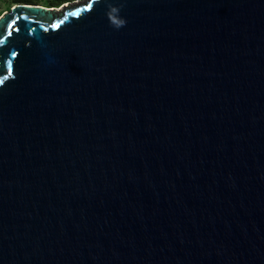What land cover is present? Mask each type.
<instances>
[{"label": "water", "instance_id": "obj_1", "mask_svg": "<svg viewBox=\"0 0 264 264\" xmlns=\"http://www.w3.org/2000/svg\"><path fill=\"white\" fill-rule=\"evenodd\" d=\"M0 41V264H264V0L15 4Z\"/></svg>", "mask_w": 264, "mask_h": 264}, {"label": "clouds", "instance_id": "obj_2", "mask_svg": "<svg viewBox=\"0 0 264 264\" xmlns=\"http://www.w3.org/2000/svg\"><path fill=\"white\" fill-rule=\"evenodd\" d=\"M109 15V25L114 30H119L124 27L126 24V20L120 15V9L117 7H112ZM42 47H46V45L42 44ZM54 62V61H52Z\"/></svg>", "mask_w": 264, "mask_h": 264}, {"label": "trees", "instance_id": "obj_3", "mask_svg": "<svg viewBox=\"0 0 264 264\" xmlns=\"http://www.w3.org/2000/svg\"><path fill=\"white\" fill-rule=\"evenodd\" d=\"M47 1L49 3L48 8H51V7L58 8L62 4L66 3L68 0H47ZM9 3H10V5L4 11L9 10L15 4H33V5L42 6L38 3H34V0H9ZM3 12L0 13V16L2 15Z\"/></svg>", "mask_w": 264, "mask_h": 264}, {"label": "rangeland", "instance_id": "obj_4", "mask_svg": "<svg viewBox=\"0 0 264 264\" xmlns=\"http://www.w3.org/2000/svg\"><path fill=\"white\" fill-rule=\"evenodd\" d=\"M82 1H85V0H68L66 3L62 4L61 6L66 5V4L79 3ZM34 3H38V4L42 5L43 7H47V8L49 5L47 0H34ZM9 5H10L9 0H0V13L3 12L5 9H7V7ZM60 7H58V8H60ZM48 9H51V8H48Z\"/></svg>", "mask_w": 264, "mask_h": 264}, {"label": "snow or ice", "instance_id": "obj_5", "mask_svg": "<svg viewBox=\"0 0 264 264\" xmlns=\"http://www.w3.org/2000/svg\"><path fill=\"white\" fill-rule=\"evenodd\" d=\"M70 15H77L76 12L70 13ZM7 19H10V17H7ZM12 24H15V21H12ZM12 24H9L8 27H12ZM57 27V26H54ZM0 43H3V41H0ZM13 55H15V53H13ZM12 75V62L9 61L8 62V75L3 76L2 78H0V85L4 84V82L8 79L9 76Z\"/></svg>", "mask_w": 264, "mask_h": 264}]
</instances>
